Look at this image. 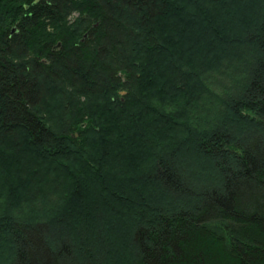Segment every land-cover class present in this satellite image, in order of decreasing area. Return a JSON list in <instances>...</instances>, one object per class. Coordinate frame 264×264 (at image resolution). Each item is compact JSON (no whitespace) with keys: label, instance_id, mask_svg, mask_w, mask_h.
<instances>
[{"label":"trees","instance_id":"1","mask_svg":"<svg viewBox=\"0 0 264 264\" xmlns=\"http://www.w3.org/2000/svg\"><path fill=\"white\" fill-rule=\"evenodd\" d=\"M0 264H264V0H0Z\"/></svg>","mask_w":264,"mask_h":264},{"label":"water","instance_id":"2","mask_svg":"<svg viewBox=\"0 0 264 264\" xmlns=\"http://www.w3.org/2000/svg\"><path fill=\"white\" fill-rule=\"evenodd\" d=\"M122 93V92H121Z\"/></svg>","mask_w":264,"mask_h":264}]
</instances>
